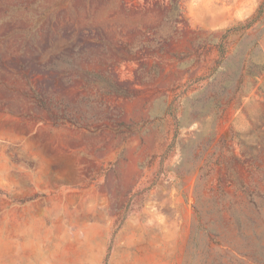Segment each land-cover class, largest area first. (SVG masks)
<instances>
[{
    "label": "rangeland",
    "instance_id": "374dc122",
    "mask_svg": "<svg viewBox=\"0 0 264 264\" xmlns=\"http://www.w3.org/2000/svg\"><path fill=\"white\" fill-rule=\"evenodd\" d=\"M0 264H264V0H0Z\"/></svg>",
    "mask_w": 264,
    "mask_h": 264
},
{
    "label": "crops",
    "instance_id": "0c3cea01",
    "mask_svg": "<svg viewBox=\"0 0 264 264\" xmlns=\"http://www.w3.org/2000/svg\"><path fill=\"white\" fill-rule=\"evenodd\" d=\"M62 143H63L62 144L63 147L68 148V150L65 151L66 153L68 154L73 153V152L76 153V148L71 145V142H62Z\"/></svg>",
    "mask_w": 264,
    "mask_h": 264
}]
</instances>
